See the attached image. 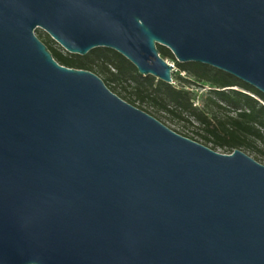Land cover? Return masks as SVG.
I'll list each match as a JSON object with an SVG mask.
<instances>
[{"label":"water","instance_id":"water-1","mask_svg":"<svg viewBox=\"0 0 264 264\" xmlns=\"http://www.w3.org/2000/svg\"><path fill=\"white\" fill-rule=\"evenodd\" d=\"M36 28L172 83L163 45L264 94V0H0V264H264V164L59 64Z\"/></svg>","mask_w":264,"mask_h":264},{"label":"trees","instance_id":"trees-1","mask_svg":"<svg viewBox=\"0 0 264 264\" xmlns=\"http://www.w3.org/2000/svg\"><path fill=\"white\" fill-rule=\"evenodd\" d=\"M34 32L59 64L94 72L113 93L157 119L165 113L170 119L195 122L214 150L220 147L230 153L244 148L254 151L253 158L261 163L258 156L264 155V94L255 87L204 63L179 62L159 44L160 56L173 61L177 68L172 83L139 74L128 59L111 48L96 47L85 55L73 54L55 47V41L39 28ZM204 84L209 86L207 94L195 104L192 87Z\"/></svg>","mask_w":264,"mask_h":264},{"label":"rangeland","instance_id":"rangeland-1","mask_svg":"<svg viewBox=\"0 0 264 264\" xmlns=\"http://www.w3.org/2000/svg\"><path fill=\"white\" fill-rule=\"evenodd\" d=\"M42 30V29H40ZM43 31V30H42ZM55 47H61L57 42L53 44ZM62 48V47H61ZM168 62L173 63V61L166 59ZM172 73H178L177 68L174 66ZM181 75H183V72H180ZM209 86L208 84H204V86H194L192 87V91L195 94V104H200L201 101L205 98L207 94ZM159 120L164 123L166 126L171 128L172 130L176 131L177 133L186 136V137H191L193 140L200 142L202 144L207 145L208 147L212 146V142H205V139L201 134L203 132L201 130L197 129V124L195 122H191L190 124L185 123L183 121H178L175 119H170L169 116L165 113H161ZM242 151H244L246 154H248L251 157H254V151L246 150L244 148H240ZM264 149V147H263ZM215 150L218 152H223V149L220 147H215ZM226 153V152H223ZM259 160L261 163H264V155L258 156Z\"/></svg>","mask_w":264,"mask_h":264},{"label":"built area","instance_id":"built-area-1","mask_svg":"<svg viewBox=\"0 0 264 264\" xmlns=\"http://www.w3.org/2000/svg\"><path fill=\"white\" fill-rule=\"evenodd\" d=\"M170 63V62H169ZM171 64H173V63H171ZM174 65V64H173Z\"/></svg>","mask_w":264,"mask_h":264}]
</instances>
